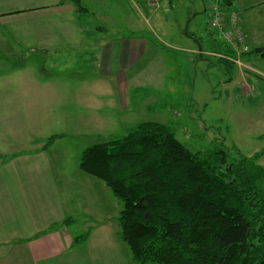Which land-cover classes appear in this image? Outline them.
I'll return each instance as SVG.
<instances>
[{
	"label": "rangeland",
	"instance_id": "374dc122",
	"mask_svg": "<svg viewBox=\"0 0 264 264\" xmlns=\"http://www.w3.org/2000/svg\"><path fill=\"white\" fill-rule=\"evenodd\" d=\"M212 1L79 0L76 5L68 0L79 22L76 28L72 19L71 29L81 30L80 38L69 44L58 38L55 53L53 47L48 52L0 55L5 72L13 67L15 81H41L35 88H22L24 96L21 92L14 98L0 88L7 113L16 116L8 119L6 128L0 117V131H19L0 134V145L10 152L45 147L52 168L61 175L64 218L72 219L61 228L63 240L54 235L57 229L39 241H69L86 234L76 249L77 264H138L120 234L121 201L78 167L86 148L120 139L143 122L168 126L191 152L224 147L233 160L261 153L257 163L264 181V92L257 88L261 82L256 75L247 84L236 65L218 63L225 57L219 51L224 36L215 33L211 42ZM66 23L57 25L59 32L71 30ZM123 40L130 44L128 61L121 66V52L111 48L109 76H103L105 44ZM235 50L241 67L242 53L249 47ZM52 262L69 264L58 258Z\"/></svg>",
	"mask_w": 264,
	"mask_h": 264
},
{
	"label": "trees",
	"instance_id": "16d2710c",
	"mask_svg": "<svg viewBox=\"0 0 264 264\" xmlns=\"http://www.w3.org/2000/svg\"><path fill=\"white\" fill-rule=\"evenodd\" d=\"M223 14L221 27L208 28L211 42L215 33L224 36L226 46L219 51L228 59L218 63L228 67L236 63L235 48L246 45L237 14ZM247 54L254 53L242 56ZM257 55L264 60V51ZM260 155L233 160L224 147L191 152L168 126L143 122L120 139L86 148L79 170L103 182L121 201L120 234L138 264H264ZM86 237L73 242L81 244Z\"/></svg>",
	"mask_w": 264,
	"mask_h": 264
},
{
	"label": "crops",
	"instance_id": "0c3cea01",
	"mask_svg": "<svg viewBox=\"0 0 264 264\" xmlns=\"http://www.w3.org/2000/svg\"><path fill=\"white\" fill-rule=\"evenodd\" d=\"M73 6L68 0H0V55L48 52L47 49L53 47L52 52L55 53L58 38H63L65 44H69L73 38H80L81 30L71 29L72 19L77 24L75 27L79 28L75 13L77 11ZM222 10L227 13L233 11L240 17L241 21H238L242 27L244 44L254 53L242 56L241 67L235 62L233 65L238 67L239 76L247 84L250 76L256 75L261 82L257 88L261 87L264 92V60L257 55L264 51V15L258 14L259 11L264 12V0H224ZM64 21L71 30L59 32L57 25ZM88 34L83 35L87 37ZM129 45L126 40L115 45L105 44L101 60L103 76H109L110 49L121 52L118 63L124 66ZM0 70L3 71H0V88L12 98L21 92L24 96L22 88H35L41 82L30 77L15 81L13 67L7 73L5 64L0 65ZM53 92L52 90L50 96L54 95ZM253 96L259 97L258 93ZM0 110V117L4 120L2 124L6 128L9 125L8 119L16 116L7 113V102L3 105L1 100ZM5 113L8 117H4L7 116ZM8 132L14 134L19 131ZM8 132L5 129L0 134ZM2 141L5 145V140ZM43 148L45 147L39 146L38 149L27 152H10L0 145V264H53L52 260L55 258L69 264L78 262L76 249L80 244H75L74 238H67L69 241H39L41 236L57 229L59 233L54 235L63 240L64 232L61 228L65 224L62 223L66 219L72 222L70 217L64 218L59 193L61 175L55 173Z\"/></svg>",
	"mask_w": 264,
	"mask_h": 264
},
{
	"label": "built area",
	"instance_id": "2783aa9c",
	"mask_svg": "<svg viewBox=\"0 0 264 264\" xmlns=\"http://www.w3.org/2000/svg\"><path fill=\"white\" fill-rule=\"evenodd\" d=\"M220 0H215V3L211 6L210 11V20L209 23L211 27H221L222 23L224 21L225 15L223 12H221V3L219 2ZM229 20L230 23L234 24L235 23V14H229Z\"/></svg>",
	"mask_w": 264,
	"mask_h": 264
}]
</instances>
